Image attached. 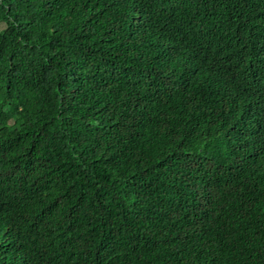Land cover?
Wrapping results in <instances>:
<instances>
[{
  "label": "trees",
  "instance_id": "16d2710c",
  "mask_svg": "<svg viewBox=\"0 0 264 264\" xmlns=\"http://www.w3.org/2000/svg\"><path fill=\"white\" fill-rule=\"evenodd\" d=\"M0 264H264V0H0Z\"/></svg>",
  "mask_w": 264,
  "mask_h": 264
}]
</instances>
